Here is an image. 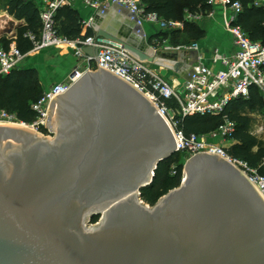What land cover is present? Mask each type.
Masks as SVG:
<instances>
[{"label":"water","instance_id":"95a60500","mask_svg":"<svg viewBox=\"0 0 264 264\" xmlns=\"http://www.w3.org/2000/svg\"><path fill=\"white\" fill-rule=\"evenodd\" d=\"M124 15L131 39L97 36L150 58ZM46 128L52 138L0 126V264H264V198L225 159L191 157L178 188L142 200L176 140L119 76L88 71L54 97Z\"/></svg>","mask_w":264,"mask_h":264},{"label":"built area","instance_id":"2783aa9c","mask_svg":"<svg viewBox=\"0 0 264 264\" xmlns=\"http://www.w3.org/2000/svg\"><path fill=\"white\" fill-rule=\"evenodd\" d=\"M74 1L83 2L100 16H106L112 10L120 15L127 11L136 15L142 26L149 23L158 25L161 30H167L182 25L179 22L166 21L156 13H147L142 0H44L40 11V35L27 34L33 46L29 53L50 49L71 51L81 64L76 66L65 80L44 90L43 97L32 105L38 114L34 123H23L15 114L1 110L0 126L19 125L35 132L48 130L47 114L54 97L64 94L88 71L96 72L101 67L136 88L156 107L175 137L177 152H187L191 157L213 154L225 159L238 168L264 198V174L259 172V168H253L247 162L231 156L228 152L230 148L226 145L227 142L236 143L234 135L237 130L236 122L230 119L227 113L228 105L235 100H248L253 87L264 94V46L253 42L247 33L236 25L243 12L242 4L233 0H210L212 7L220 5L228 11L226 27L233 36L236 50L230 56L214 51L213 63H219L223 67L216 71L202 63L203 57L196 43L188 46L186 49L189 52V68L183 74L180 88H176L157 75L149 63L139 59L122 44L98 36L69 39L61 35L56 14L60 8L72 6ZM252 5L256 8L264 7V0H255ZM84 26L92 27V21L84 22ZM86 48L93 49L96 54L89 56L85 52ZM180 48L165 47L166 50ZM26 57L27 54L21 52L16 41L8 48L0 46V77L23 67ZM167 100H174L177 106L168 107ZM194 115L219 117L222 123L217 130L208 134L186 136L179 129V117ZM48 132L52 134L49 130ZM214 141L225 144H215ZM260 167L264 168V159Z\"/></svg>","mask_w":264,"mask_h":264},{"label":"trees","instance_id":"16d2710c","mask_svg":"<svg viewBox=\"0 0 264 264\" xmlns=\"http://www.w3.org/2000/svg\"><path fill=\"white\" fill-rule=\"evenodd\" d=\"M239 1L243 6V12L238 17L236 25L240 26L253 42L264 46V7H253L255 0ZM147 13H156L166 21L183 23L184 29L177 31L162 30L157 38L160 43L177 36L181 31L185 34V45L191 41H199L204 36V31L196 23L185 19L186 13L196 15L200 11H210V0H142ZM0 11L8 12L16 20L23 22L16 32V44L23 54L32 50V43L27 34L39 36L42 28L40 8L33 0H0ZM58 31L69 39L94 37L95 31L91 27L84 26L78 13L71 7H62L56 14ZM4 47H9L6 40L0 41ZM44 90L40 85L39 73L34 68L21 67L12 71L9 75L0 77V111L6 110L17 116L23 123L32 124L37 120L38 114L32 105L43 97ZM264 95L258 88H251L248 100L239 99L232 101L227 107L230 119L236 122L237 130L234 135L236 143L228 150L235 158L247 162L253 168H259L264 174V168L260 165L264 159V140H260L252 134L253 120L251 113H262ZM170 108H175L174 100H167ZM222 119L211 116H187L179 117V129L186 136L192 134L205 135L218 129ZM48 135V130L43 129ZM178 154L162 162L156 171L153 183L141 191L142 200L154 206L159 199L169 191L178 188L183 176V165H178L175 176H168V164ZM99 221L94 217L92 223Z\"/></svg>","mask_w":264,"mask_h":264},{"label":"crops","instance_id":"0c3cea01","mask_svg":"<svg viewBox=\"0 0 264 264\" xmlns=\"http://www.w3.org/2000/svg\"><path fill=\"white\" fill-rule=\"evenodd\" d=\"M33 1L41 10L44 0ZM70 7L78 13L81 21L85 23L92 21L91 28L95 31V36H97V32L100 30L107 31L114 35L120 32L124 33V29L128 32V24L124 14L120 15L112 10L106 16H100L94 9L86 6L81 1H74ZM195 16L196 18H193ZM228 16V11L220 5L212 7V10L207 12L200 11L196 15L186 13L185 19L187 21L196 22L204 31V36L199 41H191L185 46H179L181 48L178 50H168L167 58H164L162 55L164 54L163 51L166 50L165 47H169L167 43L168 39L160 43L157 38V35L162 31L161 28L155 24H144L143 28L150 46H141L142 52L150 57L144 61L149 63L154 72H157V75L163 77L176 88H180L183 74L189 68V52L186 48L190 45L196 43L199 46V52L203 57V64L216 71L223 69L222 65L219 63H213L212 57L214 51H218L225 56H230L233 55L236 50L233 36L226 27ZM181 24L178 30L182 31L184 25L183 23ZM30 54L29 52L27 53L23 66L26 68H34L38 71L41 83L45 87L44 90L48 89L53 84L65 80L71 71L81 64L74 52L50 49L37 53L38 57L42 56L43 60L47 59L46 64L48 66L43 68L41 67L43 64L39 63L38 57H31L33 55Z\"/></svg>","mask_w":264,"mask_h":264},{"label":"rangeland","instance_id":"374dc122","mask_svg":"<svg viewBox=\"0 0 264 264\" xmlns=\"http://www.w3.org/2000/svg\"><path fill=\"white\" fill-rule=\"evenodd\" d=\"M0 15L9 17V20L6 23L0 25V41L6 40L7 42H9V45H10L11 43L15 42L17 28L22 23H20L14 17L10 16L8 12L0 11ZM178 29H179V27H177V28L170 27L166 31H177ZM176 34H177V36L172 37L170 40L167 41V43L169 44V47L175 48V47H179V46H185V41H184V39L186 37L185 34H183L181 31L177 32ZM114 36L117 37L118 39L122 40V41H126L128 39H131L130 38L131 36L129 35V32H126L125 29H124V33L120 32V33H117ZM0 46H4V43H0ZM167 51L168 50H164L163 51L164 54L162 56L164 58H167L166 56H168ZM170 51H172V50H170ZM43 53H45V52H43ZM30 55H33L31 57H35V58L38 57L37 53H33V54H30ZM41 59H42V56H39L38 57L39 63L43 64L41 67L44 68V67L48 66L46 64L47 63V59H44V60L43 59L41 60ZM155 73H157V72H155ZM39 79H40V75H39ZM40 85H41L42 89L44 90L45 87L41 83V80H40ZM263 100H264V98H263ZM262 110H263L262 113H257V114L251 113L250 114V117L253 120L252 134L255 137H257L258 139H260V140H264V103H263V109ZM15 124H17V123H15ZM36 131H37L38 134H40L42 136H45V137L47 136V137H51V138L53 137L52 134L45 135L42 131H38V130H36ZM213 143L219 144V145L225 144V143H223V142L221 143L219 141H214ZM226 145H227L228 148H231L234 145V143L233 142H231V143L227 142ZM177 154H178V156L173 161H171L168 164L167 169H168V176L169 177L170 176L172 177V176L176 175L175 172H176V169H177L178 165H180V164L183 165V169H184V165L191 158V155L188 154L187 152H177ZM183 178L184 177L182 176L181 182H182ZM181 182H180V184H181Z\"/></svg>","mask_w":264,"mask_h":264},{"label":"bare ground","instance_id":"6f19581e","mask_svg":"<svg viewBox=\"0 0 264 264\" xmlns=\"http://www.w3.org/2000/svg\"><path fill=\"white\" fill-rule=\"evenodd\" d=\"M8 20H9V17H8V16H1V15H0V25L6 23ZM128 38H129V37H128ZM10 126H12V127H21V128H24V127L19 126V125H10ZM25 129H26V128H25ZM31 131H33V130H31Z\"/></svg>","mask_w":264,"mask_h":264}]
</instances>
